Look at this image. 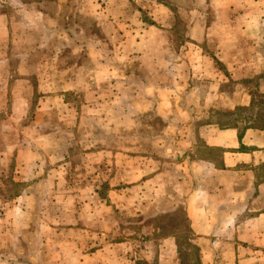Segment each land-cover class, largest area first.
Here are the masks:
<instances>
[{
  "label": "crops",
  "instance_id": "crops-1",
  "mask_svg": "<svg viewBox=\"0 0 264 264\" xmlns=\"http://www.w3.org/2000/svg\"><path fill=\"white\" fill-rule=\"evenodd\" d=\"M14 1L17 8L4 15L0 50L9 77L0 98L8 107L14 82L30 84L40 98L30 121L23 122L31 110L25 99L0 122L5 157L12 154L21 182L93 195L73 200L69 220L61 202H54L53 218H39L37 264H179V234L157 226L177 210L200 264H264V127L239 138V121L222 128L210 116L253 108L255 93L264 94V0H196V9L187 6L192 0ZM67 95L84 100L79 120L80 108L62 100ZM124 95L137 113V154L46 149V119L55 108L74 110L75 126L88 135L120 126ZM78 158L99 164L79 186L66 182L69 162ZM104 175L109 202L99 199L94 181ZM124 200L135 204L140 228L137 239L115 243L99 227L117 225L114 210ZM60 224L86 226V239L60 234Z\"/></svg>",
  "mask_w": 264,
  "mask_h": 264
},
{
  "label": "rangeland",
  "instance_id": "rangeland-1",
  "mask_svg": "<svg viewBox=\"0 0 264 264\" xmlns=\"http://www.w3.org/2000/svg\"><path fill=\"white\" fill-rule=\"evenodd\" d=\"M198 4L200 3H197L196 0H192L187 6L196 9L198 8ZM15 5H19V3L16 2L15 4L14 0H0V43L2 41L5 44L4 25L6 18L4 15L13 12V10L17 8ZM181 26L180 20L177 19V27ZM178 34L180 41H183L181 37L182 33L181 35L180 33ZM5 60L6 52L5 50H0V93L2 94H5L6 79L7 76L9 77V71ZM13 61L15 60L13 59ZM10 72L13 73V80L17 79L16 77L19 76V72L16 70L14 63H11ZM26 93H28V98L24 96ZM7 96L9 100L7 103L8 107L5 106V98H0V122L6 119L8 115L7 112L10 111L13 103L18 102L21 106L25 99L26 102H29L31 110L26 114V118H24L23 122L26 123L30 121L33 117V108H35L40 98L36 95L31 96L30 84L27 86L24 83L14 82ZM121 98L122 104L118 106L117 115L120 126H118L117 123L115 126L116 128H113L114 126L112 124L109 128H96L91 132L88 131V133H90L88 135L83 126L81 128L75 126L74 117L76 118V114L74 110H71L70 107L66 109L55 108L57 112L51 114V117L46 119V149L49 151L62 150L63 154H75L74 156L84 155L89 152V150H92L91 154L95 153V156L96 152H99L101 148H104L108 154L117 152L137 154V148L141 149V147H137V140H134L137 139V113L129 110L132 107L131 101H133V99L127 97V95ZM62 100L64 103L73 104L77 106V108H80V113L77 117L79 120L84 105L83 98L67 95ZM261 101H264V99L254 98L253 108L244 112L237 111L236 114L243 118H249L251 115L256 114L260 117V124H264V103ZM55 106L57 107V104H55ZM60 109L63 110L60 111L61 113H58ZM223 114L224 113H211L210 116L217 122L229 121L230 118ZM151 119L152 122L159 125V120L153 118L149 119L145 117L143 121L144 123L146 121V123H149ZM58 122L64 123L62 129L59 127ZM237 125L241 129L243 123L239 121ZM140 132L148 133L149 131L146 129ZM87 139L95 144L90 146L88 142H86ZM102 139L103 145L100 144ZM107 140L110 142L109 146L106 143ZM6 153L7 151L0 130V264H37L38 259L36 256L37 253H39V244H41L37 240V235H39L40 230V225L38 223L39 218H53V212L57 211L54 202H61L60 210L63 214L62 217L69 220V215L71 213L68 210L72 207L73 200L76 202L80 201L79 203L82 204L86 197H93V195L71 193L69 190L72 188L68 186L62 187L60 192L53 191L51 187H46V189H44L43 186H38L32 178H27L21 182L20 178L15 177V162L12 160V154L5 157ZM94 159L95 158H93L92 161H95ZM98 167L99 164H95V162L92 164L90 160L87 162L85 158H78L76 163L70 160L69 173H71V175H69V173L67 174L66 182H69L71 185L74 184L79 186L81 182L83 183L85 180H89V178H87L88 173L90 174L93 171L99 170ZM108 168H110L109 164ZM106 180L107 176L104 175L94 181L95 186L97 185L100 188L98 191L99 199L109 202L110 199L107 198V190L109 187L107 186ZM99 199L96 196L94 197L95 202L100 201ZM122 204L124 205L121 211H118V209L114 210L115 217H117V225L111 226L112 224H107L104 227H99V232L102 234L104 233L107 240H111L115 243L123 242L129 238L137 239L135 233H137L140 228V226H137V222L134 221V219H136V216H134L136 210L135 204L128 203V200H124ZM126 206L128 209L124 208ZM157 226L163 234L168 233L172 228L176 229L179 234V264H194L193 259L195 258V251L190 247V242H188L190 234L187 230L182 211L177 210V212L172 215L159 217ZM110 228H113L112 230L116 228V233L111 234ZM59 229L61 230L59 233L62 235H67L69 233L73 234L75 232V235L80 239L79 241L84 242L86 239V226L81 227L80 230L73 231V226L60 224ZM89 230L92 231L91 227H89ZM5 237H8L9 242L6 241ZM83 249H85L84 246ZM138 263L145 264L142 261H138Z\"/></svg>",
  "mask_w": 264,
  "mask_h": 264
},
{
  "label": "trees",
  "instance_id": "trees-1",
  "mask_svg": "<svg viewBox=\"0 0 264 264\" xmlns=\"http://www.w3.org/2000/svg\"><path fill=\"white\" fill-rule=\"evenodd\" d=\"M254 98H262L264 99V94H260V93H255V97ZM254 98H253V101L251 102V105H254ZM262 103H264V101H261ZM247 109H244V108H238L236 111L234 112H227V113H224L223 115L230 118L229 121H219L218 123L220 124V126L222 128H226V127H234V128H237V125H236V122L237 121H241L243 123V126L242 128H238L239 129V135L238 137L241 138V135L243 133V131H245L246 129H249V128H254V127H257V128H262L264 127V124H260L261 121H256V122H253L252 119L249 117V118H243V117H240L237 115V119H235V114L237 111H241V112H244L246 111ZM224 122V123H222ZM190 247L195 251V258L193 259V263L194 264H200V261H199V253H198V248L194 245H191L190 244ZM182 261V260H181ZM139 264V263H137Z\"/></svg>",
  "mask_w": 264,
  "mask_h": 264
}]
</instances>
